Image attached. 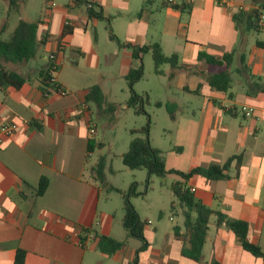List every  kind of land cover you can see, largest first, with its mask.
<instances>
[{
	"label": "crops",
	"instance_id": "0c3cea01",
	"mask_svg": "<svg viewBox=\"0 0 264 264\" xmlns=\"http://www.w3.org/2000/svg\"><path fill=\"white\" fill-rule=\"evenodd\" d=\"M90 1L109 20L108 29L115 21L125 23L124 31L113 34L116 48L110 50L104 44L99 50L97 43L91 44L86 26L106 21L89 16L86 9L81 10L85 6L70 0L50 12L52 34L42 31L38 22L36 57L9 63L7 70L26 82L17 90L0 88V126L17 125L16 134L0 144V264H14L18 250L26 252L24 264H264L263 258L245 251L231 231L217 226L215 215L209 219L198 262L181 254L184 227H175V235V228L160 231L162 227L151 228L150 221H145L144 243L128 237L116 215L101 207L98 182L89 174L93 165H89L87 144L97 134L96 119L105 105L84 97L89 88L97 86L107 102L116 83L115 71L125 78L130 69L140 65L143 69L144 57L135 58L133 48L158 44L165 57L175 54L176 65L155 75L166 78L169 87L199 105L186 115L184 129L191 134L186 136L183 129L178 137L177 151L183 158L166 169L188 172L238 156L225 181L196 175L187 181L177 176L180 181L175 183L193 188V196L211 210L246 222L248 242L264 254V93H255L254 84L264 86V0H168L182 7L171 9L162 3L164 20L156 42L146 31L153 22L150 3H142L135 12L128 10L126 0ZM111 7L116 17L110 15ZM70 9L75 10L71 16ZM255 12L257 28L249 29ZM10 18L8 12L0 17V26L5 25L2 38L23 20L18 15L10 26ZM68 25L71 28L65 34ZM53 52L59 64L52 77L64 90L63 96L41 83L40 72L48 70V55ZM230 52L231 87L227 92L213 90L207 79L223 68L199 61L198 54L220 57ZM91 69L98 71L95 79H81L79 85L76 77ZM242 107L251 108L252 116L245 117ZM91 123L95 125L93 136L89 135ZM43 177L48 187L36 196ZM96 234L121 241L123 247L107 256L97 249Z\"/></svg>",
	"mask_w": 264,
	"mask_h": 264
},
{
	"label": "rangeland",
	"instance_id": "374dc122",
	"mask_svg": "<svg viewBox=\"0 0 264 264\" xmlns=\"http://www.w3.org/2000/svg\"><path fill=\"white\" fill-rule=\"evenodd\" d=\"M17 2L18 14H16V7L9 6L8 0H0V17L8 12L11 17L10 26H12L13 20L17 19L19 15L26 22H39L42 31L52 34L53 30H51L48 18L50 12L68 5L70 0H17ZM109 2L119 1L110 0ZM142 3L143 0H126L125 5L129 11L138 12ZM149 6L153 12L151 17L153 22L146 31L151 33L154 38L153 42H156L159 40L158 32L161 30L162 20H164V12L161 8L162 0H150ZM84 9L86 7H81L82 11ZM74 12V9L68 11L70 16ZM109 13L116 17L112 7ZM86 27V34L89 36L91 44L97 43L99 50L104 44H107L111 50L116 48L117 43L109 40V35L124 31L125 23L115 21L113 25L111 24V30L103 21H97L95 24L89 23ZM9 37L10 35L4 36L3 39L6 40ZM169 46L173 47V44ZM41 55L42 46L39 49V57ZM141 55L144 57L143 78L134 85V91L139 95L144 93L149 95L148 104L145 105V111L150 119L149 141L154 148L160 150L165 166H170L183 158L177 151L178 137L186 126L185 122L188 119L186 115L191 110H197L199 104L193 98L169 87L166 78L161 79L155 75L156 71L150 52ZM168 55L170 56V54ZM2 65L6 70L9 67L7 62H2ZM32 65H36V63L32 62ZM169 66L168 64L160 65L158 72L170 68ZM88 73L76 77L79 85H82L81 79H85L84 82L93 81L98 71L91 69ZM114 75L116 77L114 90L108 101H104L102 104L105 107L99 114L100 118L96 119L97 134L93 137L96 142L102 144V147L95 148L89 158L90 166L96 164L100 158L104 160V179L98 183L100 205L105 211L116 215V220L123 230L121 222L124 214L123 195L129 191L132 185H135L136 195L131 197L130 202L142 221H150L151 228L162 227L160 231L173 232L175 227L183 228L185 208L180 205L172 190V185L180 179L175 175H167L163 178L151 176L147 182L145 170H130L122 163V155L128 150L131 140L136 137H145L143 133L132 132L143 127L147 122V117L135 115L127 107L126 103L129 98L127 81L125 78H119L116 71ZM157 101L162 104L157 106ZM110 104L113 109L110 108ZM173 104H176L174 108ZM91 109L96 112L95 105L91 104ZM184 133L186 136L191 134L185 129Z\"/></svg>",
	"mask_w": 264,
	"mask_h": 264
},
{
	"label": "trees",
	"instance_id": "16d2710c",
	"mask_svg": "<svg viewBox=\"0 0 264 264\" xmlns=\"http://www.w3.org/2000/svg\"><path fill=\"white\" fill-rule=\"evenodd\" d=\"M74 5H83L89 16L95 17L99 20H105L107 25L109 20L103 18L102 13L97 11L94 2L90 0H71ZM144 6L150 3L149 0H144ZM163 6H168L171 9H181L182 5H173L168 0H163ZM10 7L17 9V0H8ZM257 12H255L254 21L251 23L249 29H256ZM4 24L0 26V88L10 87L15 90L20 89L26 82V79L14 71H9L4 68L2 62L19 64L33 60L39 48L40 42L38 41V23H29L24 20H19L15 29L6 40L2 38L4 32ZM65 34L70 31V25L66 26ZM111 40L117 42L113 35L109 36ZM153 61L154 69L158 73V67L163 64L175 66L177 57L175 54L170 57H165L158 44H152L142 48H133V55L135 58H140L141 54L149 53ZM198 60L205 62L209 66H219L223 69L208 77L207 81L211 89L219 92H227L232 83L231 73L229 67L233 58V53H225L220 57L208 53H199ZM243 62V60H241ZM50 69L41 71V83L43 87H51L54 91V86L51 85ZM143 77V69L140 65L137 69H130L125 76L129 88V98L127 100V107L130 108L135 115H144L147 117L146 124L132 133H143L144 138L136 137L131 140L128 150L122 155V163L130 170H145L147 182L151 176L163 178L167 175H176L183 181H187L193 176H201L210 181H225L229 178L228 172L230 165L233 161L238 159V156L229 157L222 164H212L207 168H193L188 172H181L177 170H167L165 161L161 155L160 150L154 148L149 141V115L145 111V105L148 104L147 94H137L134 91V85ZM257 88L255 93H264V86H259L254 83ZM251 91V89H249ZM85 100L87 102L95 103L101 106L104 103V97L97 86L89 88L85 92ZM101 143H96L90 139L87 144V152L92 153L95 148H101ZM104 160L100 158L99 161L89 168L91 178L96 182H102L104 179ZM49 181L46 178H41L36 189V196L44 194L48 187ZM135 185H132L129 191L123 195V217L122 227L127 232L128 237L137 239L144 243V227L145 221H142L130 202L131 197L136 195ZM172 190L181 206L185 208L183 213L184 223L183 227L185 235L183 238V246L181 254L183 257L190 259L194 262L200 261L202 248L205 242L209 219L212 215L216 217V225L224 226L231 231L239 240L242 248L255 257L264 259V254L260 249L247 240L248 225L246 222L228 218L226 215L215 212L210 208L204 206L193 194L186 188H182L180 183L172 185ZM88 233L89 230H84ZM175 235H178V229H174ZM96 239L97 249L107 255L111 256L123 247V242L114 240L111 237L104 235H94ZM26 252L18 250L15 257L14 264H24ZM132 264H136L133 262Z\"/></svg>",
	"mask_w": 264,
	"mask_h": 264
},
{
	"label": "built area",
	"instance_id": "2783aa9c",
	"mask_svg": "<svg viewBox=\"0 0 264 264\" xmlns=\"http://www.w3.org/2000/svg\"><path fill=\"white\" fill-rule=\"evenodd\" d=\"M48 60L50 62L49 69H50V74H51L50 75L51 85L54 86V92L56 94L63 96L65 95L64 90L55 84L54 78L52 77L53 73L56 72L58 64H59L57 61V52H53L50 55H48ZM241 111L245 117H250L253 114V110L248 107H242ZM16 131H17L16 124L14 123L2 124L0 126V144H2L5 140L12 138L16 134ZM94 134H95V125L91 123L89 127V135L93 136ZM189 191L193 193L194 189L191 188Z\"/></svg>",
	"mask_w": 264,
	"mask_h": 264
}]
</instances>
